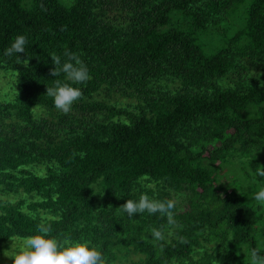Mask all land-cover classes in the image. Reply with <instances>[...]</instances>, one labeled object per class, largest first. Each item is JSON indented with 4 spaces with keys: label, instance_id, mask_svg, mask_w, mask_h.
Returning a JSON list of instances; mask_svg holds the SVG:
<instances>
[{
    "label": "trees",
    "instance_id": "1",
    "mask_svg": "<svg viewBox=\"0 0 264 264\" xmlns=\"http://www.w3.org/2000/svg\"><path fill=\"white\" fill-rule=\"evenodd\" d=\"M18 35L27 67L4 56ZM65 52L91 77L71 85L83 98L67 115L46 95L54 80L68 82L50 75L51 56L63 64ZM257 68L264 72V0H0V70L17 85L0 102V246L39 234L43 222L51 237L101 251L105 264L264 256V204L242 189L264 188ZM236 160V188L224 190L220 168ZM142 194L176 200L174 223L118 209Z\"/></svg>",
    "mask_w": 264,
    "mask_h": 264
},
{
    "label": "clouds",
    "instance_id": "2",
    "mask_svg": "<svg viewBox=\"0 0 264 264\" xmlns=\"http://www.w3.org/2000/svg\"><path fill=\"white\" fill-rule=\"evenodd\" d=\"M27 38L24 35H18L14 41L4 51L5 57L17 55L18 60L27 67L28 59L21 60L18 54L25 53ZM67 60L62 64L61 58L53 54L51 60L54 68L50 71L52 77L61 74L65 76L66 81L54 80L52 87H47L46 95L53 98L55 108L67 115L72 105L83 98V92L80 88L71 86L72 84H83L91 79L89 69L80 59L79 55L71 52H65ZM255 74V73H254ZM257 78H259L257 76ZM264 87V82L261 83ZM37 107V106H36ZM33 108L32 110L36 109ZM258 174L264 176V166L259 165ZM252 200L264 204V188L252 194ZM177 202L174 199L166 201H157L150 199L146 194L140 195L138 201L131 199L121 205L118 209L126 213L129 218L136 214L147 212L148 214L160 213L166 216L169 223H174V212ZM39 234L19 236L9 238L11 245L3 252L4 257L10 259L12 264H105L103 254L95 247H89L88 244L73 242L69 237L58 240L51 237L52 228L50 224L39 223L37 225ZM153 240H163L164 234L161 230L151 229ZM250 264H264V256H261L256 249L251 250Z\"/></svg>",
    "mask_w": 264,
    "mask_h": 264
},
{
    "label": "rangeland",
    "instance_id": "3",
    "mask_svg": "<svg viewBox=\"0 0 264 264\" xmlns=\"http://www.w3.org/2000/svg\"><path fill=\"white\" fill-rule=\"evenodd\" d=\"M255 74L262 76L264 78V72L257 68L254 71ZM16 74L13 71L8 70H0V102L2 101H8L15 97V93L17 91L16 88ZM175 86H178L177 84ZM123 101H127L125 99H122ZM264 155V151L260 153L259 158ZM236 163L234 165H225L220 168L219 174H220V183L222 184L223 189L232 190L235 189V178L237 179L239 176V173L241 172V169L238 168L239 162L236 160ZM35 170L42 174L45 170L42 165L36 166ZM245 182V181H244ZM244 191L248 192L249 197H252V194L255 193L252 188L249 187L247 182H245L244 186L242 187ZM24 197L25 195L22 194ZM6 197H4L5 199ZM12 200L18 199L16 196L9 197ZM30 199V197H29ZM12 242H8L7 244L0 246V264H12V261L6 257H4L3 252L10 247ZM245 254V253H243ZM246 255V254H245ZM126 262L130 263L132 260L137 259L134 255L126 256ZM242 261L247 262V258L243 257L241 259ZM121 264V262L117 263Z\"/></svg>",
    "mask_w": 264,
    "mask_h": 264
}]
</instances>
